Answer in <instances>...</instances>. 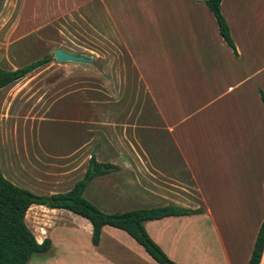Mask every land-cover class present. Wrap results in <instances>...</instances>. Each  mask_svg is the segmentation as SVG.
<instances>
[{
  "label": "crops",
  "instance_id": "0c3cea01",
  "mask_svg": "<svg viewBox=\"0 0 264 264\" xmlns=\"http://www.w3.org/2000/svg\"><path fill=\"white\" fill-rule=\"evenodd\" d=\"M95 1L105 6L112 53L117 41L128 58L122 64L107 63L106 90L113 101L128 106L93 111L99 103L84 98V75L77 72L83 70L81 63L52 61L50 66L63 68L64 77L73 74L65 81L71 85L55 96V87L44 81L43 97L49 103L29 117L27 141L13 143L8 154L0 151L3 177L36 195L66 193L83 178L94 156L115 167L93 178L83 193L101 212L168 205L201 210L145 224L149 237L174 264H248L264 219V102L259 95V90L264 92V41L254 40L264 39V0L221 1L234 48L222 38L207 0ZM18 5V20L25 16L28 26L36 19L55 20L61 0H20ZM14 32L8 30L6 37L21 35L16 36L18 29ZM244 38L251 44L244 45ZM152 53L153 61L146 62L156 71L166 70L163 76L169 80V110L158 104L162 75L155 73L156 97L141 70L142 60L136 58ZM147 101L154 110L143 108ZM135 102L142 104L136 109ZM105 117L111 120L104 123ZM153 117L155 122L148 123L156 134L151 149L136 137L138 130L148 127L141 119ZM42 123L60 126L42 139L36 137ZM102 126L106 133L100 134ZM232 182L238 190L231 188ZM233 195L251 199L245 223L221 214V199ZM260 197L263 211L260 202L258 216ZM252 215L256 216L249 227ZM25 223L37 243H51L32 264H157L127 233L110 226L102 228L99 244L93 246L89 221L66 210L32 205ZM189 224H196L198 238L184 237ZM259 264H264V250Z\"/></svg>",
  "mask_w": 264,
  "mask_h": 264
},
{
  "label": "rangeland",
  "instance_id": "374dc122",
  "mask_svg": "<svg viewBox=\"0 0 264 264\" xmlns=\"http://www.w3.org/2000/svg\"><path fill=\"white\" fill-rule=\"evenodd\" d=\"M82 2V3H81ZM20 0H0V68L6 71H13L17 68L27 65L37 59L42 58L45 55H53V52L59 48L68 49L75 51L78 54L84 55L87 58H91L96 64L89 68L88 64H81L83 70L78 68L84 75L82 81L84 98L98 100L99 107H93L99 109L100 111H119L126 108L123 105L122 100L113 101L111 99V94L106 90L107 81V63H120L124 61L128 62L126 54H123L121 45L115 43V53H112V46L108 43L107 34V20L105 6L98 1H86V0H61V5L59 6L60 12L55 15V20H35L33 24L27 26L26 18H21L18 20V11L20 5ZM36 12H41V8ZM42 16H39L41 18ZM11 29L12 33L17 31L16 36L18 38H8L6 37V32ZM255 37V36H254ZM250 37V38H254ZM244 38L242 43L244 45H250L251 39ZM258 41H264V39H254ZM118 47V48H117ZM110 51V53H108ZM142 60L140 63L143 66L142 72L146 77V82L149 84L150 90L153 95L157 97L156 88L154 83L155 73L160 72L162 76V87L159 86L162 95L158 104L162 106L164 110L170 107L169 100V80L165 82L164 72L156 71L149 66L146 62L153 61L154 55L152 54H139L136 58ZM52 63H56L54 60ZM37 70L35 73L26 76L25 78L7 86L3 91L5 96L0 98V151L1 153L8 154L9 149L13 147V143L27 141L28 140V121L29 117L34 114V109L37 107H45L48 105V101L43 97L44 93V81L47 80V85L55 90L51 92L55 96L58 95V90L64 88L71 84L65 83L69 78L73 77V74H69L68 78L64 77L63 68H58V66H50ZM99 66V67H98ZM91 69L93 72H90ZM101 68V69H100ZM86 69V70H85ZM74 73V69L71 70ZM169 72V71H167ZM98 73V76L95 75ZM95 75V76H93ZM59 76H63L62 80ZM170 79V77H168ZM54 80V81H53ZM62 83H61V81ZM51 82V83H50ZM167 84V85H165ZM74 86L68 87V89ZM48 93V92H47ZM1 95V94H0ZM115 96V95H114ZM113 96V97H114ZM112 97V98H113ZM142 98V96H141ZM45 102V104H43ZM144 102L143 108L147 110H154L150 107V103ZM135 107L138 108L139 102H135ZM32 105H35L34 107ZM88 106V105H85ZM133 108V107H132ZM89 111L90 108L84 107V111ZM42 110V108H41ZM37 115V114H36ZM38 116H41L38 113ZM154 118V117H153ZM101 119V118H100ZM111 118L105 117L102 119L104 123L109 122ZM155 118L141 119V122H146L148 127H143L138 130L137 137L138 141L143 142L149 148L153 149L155 142V131L149 124L155 122ZM149 123V124H148ZM60 124H50L42 123L40 126V131L36 137H41L42 139L50 135L53 128H58ZM152 126V125H151ZM103 128H98V133H106L105 126ZM56 135L60 136V129H56L54 132ZM17 140V141H16ZM98 139L96 138L95 141ZM148 152L153 156V150H148ZM237 183L232 182L231 188L234 186L237 189ZM229 186V185H228ZM238 190V189H237ZM262 192V188L260 189ZM227 193V192H226ZM261 194V193H259ZM261 196V195H260ZM250 200L247 197L241 198L236 196H227L221 199L224 206L221 212L222 216H227L230 220L232 219H243V223L246 222V215L248 214L250 207ZM258 204L256 206L257 215L258 209L260 207V202H262L261 207L263 211V199L262 197L256 198ZM155 205V203L153 204ZM260 207V209H261ZM256 215H252V222L247 221L249 227L253 226V222ZM259 216V215H258ZM196 224H189L186 228L184 237L187 239L198 238V228H195ZM82 245L86 244V235L81 234ZM208 237V236H206ZM40 254H35L31 257V264L41 259Z\"/></svg>",
  "mask_w": 264,
  "mask_h": 264
},
{
  "label": "trees",
  "instance_id": "16d2710c",
  "mask_svg": "<svg viewBox=\"0 0 264 264\" xmlns=\"http://www.w3.org/2000/svg\"><path fill=\"white\" fill-rule=\"evenodd\" d=\"M221 1L207 0L205 4L215 16L222 38L231 48H234L228 25L220 11ZM52 61H54L53 55H45L13 71L0 68V90ZM259 95L264 102V92L259 90ZM113 170H115L114 166L99 163L94 156H91L83 178L75 183L70 191L50 196L36 195L12 184L3 177L0 170V264H28L33 255L44 254L50 250V241L45 239L42 243H37L25 223L26 212L32 205L66 210L88 220L92 226L91 243L93 246H98L102 228L110 226L127 233L157 264H174L149 237L145 224L166 217L196 215L201 210L168 205L116 214L103 213L87 201L83 193L93 178L108 174ZM263 250L264 219L259 227L248 264H259Z\"/></svg>",
  "mask_w": 264,
  "mask_h": 264
},
{
  "label": "water",
  "instance_id": "95a60500",
  "mask_svg": "<svg viewBox=\"0 0 264 264\" xmlns=\"http://www.w3.org/2000/svg\"><path fill=\"white\" fill-rule=\"evenodd\" d=\"M53 57L58 63L74 62L88 65H92L94 63L91 58H87L84 55H75L62 50H55L53 52Z\"/></svg>",
  "mask_w": 264,
  "mask_h": 264
}]
</instances>
